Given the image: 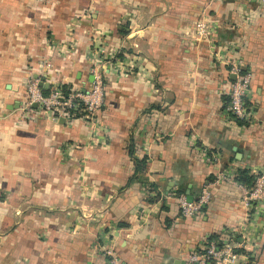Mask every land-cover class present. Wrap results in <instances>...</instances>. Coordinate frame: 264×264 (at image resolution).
<instances>
[{
  "label": "crops",
  "instance_id": "obj_1",
  "mask_svg": "<svg viewBox=\"0 0 264 264\" xmlns=\"http://www.w3.org/2000/svg\"><path fill=\"white\" fill-rule=\"evenodd\" d=\"M97 44L109 62L92 122L24 108L30 79L86 92ZM234 61L251 74L250 122L224 104ZM243 170H264V0H0V264H106L96 242L124 264H181L240 228L247 264H264V203L242 205ZM204 188L182 216L171 195Z\"/></svg>",
  "mask_w": 264,
  "mask_h": 264
},
{
  "label": "built area",
  "instance_id": "obj_2",
  "mask_svg": "<svg viewBox=\"0 0 264 264\" xmlns=\"http://www.w3.org/2000/svg\"><path fill=\"white\" fill-rule=\"evenodd\" d=\"M196 29L198 36L207 37L209 34L207 26L203 22L198 23ZM97 53L99 58L100 53L103 54L104 52L98 50ZM98 58L97 60L94 59L92 81L86 92L71 88L69 94L64 96L61 85L51 83L48 93L44 94L38 85V80L34 79L27 85L24 108L30 109L35 104L44 116L55 123L60 120L71 122L76 119L77 114H81L80 118L83 120L92 122L94 115L103 103V76L102 71L98 69L100 65ZM229 73L233 79L229 83L227 92V111L232 118L250 122L252 113L246 107L245 98L248 93L251 74L236 61L229 64ZM218 179L232 181L230 175L224 174H221ZM240 188L241 202L244 208L256 209L259 204L264 203V170L255 174L252 187L240 186ZM208 195V190L204 188L195 200H188L184 194L173 193L171 196L175 199L182 216L194 217L207 203ZM246 232V228H240L234 235L220 237L217 240H209L208 238L201 240L199 244L189 250L185 256L184 264H247L250 257L239 252L240 249L244 248L246 238L244 234ZM95 244V247L101 249L102 255L107 258L106 264H124L114 255L111 247H101L97 242Z\"/></svg>",
  "mask_w": 264,
  "mask_h": 264
},
{
  "label": "trees",
  "instance_id": "obj_3",
  "mask_svg": "<svg viewBox=\"0 0 264 264\" xmlns=\"http://www.w3.org/2000/svg\"><path fill=\"white\" fill-rule=\"evenodd\" d=\"M70 89H71V86L69 85H61V90H62V93L64 96H67L70 92ZM48 92V91H47ZM47 92L44 90V94H47ZM79 103V101H77ZM228 103V99H225V102L224 104L226 105ZM81 104V103H80ZM81 116V114H77L76 118H79ZM239 121V120H238ZM131 148L129 146V153L131 154ZM134 165H135V172L134 174L138 173V172H144L145 170V166H146V158H143L141 160H134ZM237 183H239L241 186L245 187V188H250L253 186V183H254V177L248 175V172L247 171H241L238 176L236 177V180H235ZM176 194H182L181 192H177ZM209 240H217L218 237L217 236H214V235H211L208 237Z\"/></svg>",
  "mask_w": 264,
  "mask_h": 264
},
{
  "label": "rangeland",
  "instance_id": "obj_4",
  "mask_svg": "<svg viewBox=\"0 0 264 264\" xmlns=\"http://www.w3.org/2000/svg\"><path fill=\"white\" fill-rule=\"evenodd\" d=\"M37 19H38V17H36ZM98 39L99 38H97V36H96V38H95V40L94 41H96V42H98ZM97 47H96V55H94L92 58H89L91 61H90V66H89V73H90V75L92 76V70H93V68H94V64H93V62H94V59L96 58V60H97V55H98V50L100 51L101 50V52H102V50H103V54L102 53H100V55H99V62H100V65H99V68L98 69H100V71H102V76H104V71H105V69H107V65H108V62H109V58H108V54H107V51H106V48L104 47V46H102V45H99V44H97L96 45ZM102 54V55H101ZM102 64V65H101ZM119 64V66H120V62H117L116 63V65H118ZM115 65V66H116ZM50 67V64H49V62L48 63H46V62H44V63H42V68H44V69H46V68H49ZM115 68V67H114ZM31 80H34V79H30V80H28V82H27V84H26V87H25V89H26V94H27V85H28V83L31 81ZM103 80V84H104V78L102 79ZM50 83L48 84L49 85V89L51 88V83H56L54 80H50L49 81ZM57 84V83H56ZM89 85L90 84H88V86H87V90L89 89ZM103 87H104V85H102V89H103ZM71 88H73V89H75V90H79V89H81V88H83V87H78V86H75V87H71ZM49 89H48V91H49Z\"/></svg>",
  "mask_w": 264,
  "mask_h": 264
},
{
  "label": "water",
  "instance_id": "obj_5",
  "mask_svg": "<svg viewBox=\"0 0 264 264\" xmlns=\"http://www.w3.org/2000/svg\"><path fill=\"white\" fill-rule=\"evenodd\" d=\"M233 78V77H232ZM38 85L39 86H44L45 84L43 83V80L41 79L40 81H38ZM33 107H35L36 105L34 104V105H32ZM12 107H17L16 105H14V106H12ZM59 122H61V123H63L64 122V120H60ZM188 200H190V198H188ZM181 264H184V262H181Z\"/></svg>",
  "mask_w": 264,
  "mask_h": 264
}]
</instances>
